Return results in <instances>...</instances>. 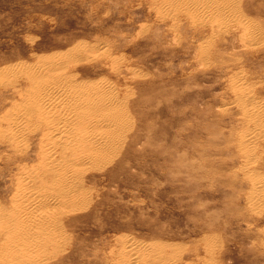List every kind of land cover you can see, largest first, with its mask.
<instances>
[{
    "label": "rangeland",
    "instance_id": "rangeland-1",
    "mask_svg": "<svg viewBox=\"0 0 264 264\" xmlns=\"http://www.w3.org/2000/svg\"><path fill=\"white\" fill-rule=\"evenodd\" d=\"M174 1L0 0V217L23 171L50 181L57 160L41 159L26 77L102 84L119 109L109 154L67 187L75 203L54 190L50 234L0 264H264V198L247 179L264 184V127L240 111L264 118V0H195L193 15Z\"/></svg>",
    "mask_w": 264,
    "mask_h": 264
},
{
    "label": "bare ground",
    "instance_id": "bare-ground-1",
    "mask_svg": "<svg viewBox=\"0 0 264 264\" xmlns=\"http://www.w3.org/2000/svg\"><path fill=\"white\" fill-rule=\"evenodd\" d=\"M180 3L182 5H178ZM174 4L176 8H182L189 15H193L192 10L197 7L195 0H179L174 1ZM208 4L209 2L204 7ZM237 86L234 84V87L237 88ZM25 90L26 96L31 94V100L23 106L27 105L28 115L38 118L43 126L41 159H48L55 154L57 160H52L47 166L43 165L45 173L53 174L50 181L41 180L42 173L40 174L38 168L23 171V176L17 182L20 188L14 195L19 205L0 217V234L6 237V245L4 244V249L0 252L1 260L7 256L22 258L18 254L21 249L32 250L39 247L34 237L50 234L47 222L52 216V209L56 207V204L52 206L56 200L53 191L59 192L63 204H72L75 201L74 196L70 194L67 187L74 182V176L78 175L84 166H92L94 162L101 161L108 155L109 142L116 138L113 127L119 109L104 85L97 84L91 91H84L82 88L64 90L57 82L26 77ZM257 108L256 105H241L240 111L246 121L251 119L255 124L264 127V118L257 114ZM76 115L79 116L75 117ZM22 117L24 114L21 112L6 117V133L15 135L17 132L13 128ZM244 136L246 142L252 136V132L247 131ZM248 146L247 143L241 145V151L248 154L251 151ZM33 179L37 180L36 190H26L25 185ZM247 179L250 185L254 184L249 198L253 196L264 198L263 180L251 176H247ZM45 191H49V194ZM123 263L132 264L133 261L127 258L123 260Z\"/></svg>",
    "mask_w": 264,
    "mask_h": 264
}]
</instances>
